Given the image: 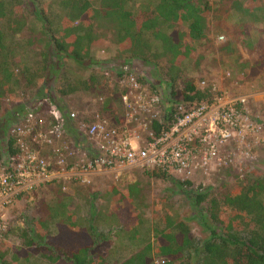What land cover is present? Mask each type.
<instances>
[{
    "label": "trees",
    "instance_id": "obj_1",
    "mask_svg": "<svg viewBox=\"0 0 264 264\" xmlns=\"http://www.w3.org/2000/svg\"><path fill=\"white\" fill-rule=\"evenodd\" d=\"M40 2L31 0L26 4V15L33 18L32 24L27 25L20 15L24 0H0V104L6 95L11 103H16L20 112L30 109L31 104L18 103V97L28 90L35 91L39 75L47 77V81L59 75L61 80L57 92L64 95L70 81L76 82V77H79L76 69H84L86 73L87 69L98 66L101 71L105 70L102 67L105 63L93 59L90 51L105 50L107 44H114L117 54L114 61L122 59L121 64L125 67L128 66V59L145 64L152 62L157 68L159 87L165 89L164 99L167 98L169 105L160 120L161 125L154 123L152 126L157 136L167 129L177 103L188 110L209 102L213 97L209 86L197 87L195 80L188 77L181 66L183 61L192 58L195 45L207 43L210 20L232 28L238 39L247 37L241 43L255 56L248 75L254 76L264 68V39L249 36L252 30L264 35V0H145L136 13L127 9L132 0H95L93 3L90 0H51V5L41 7ZM46 7H49L47 14ZM228 19L236 23L234 27L226 23ZM174 25L185 26L186 29L178 30ZM160 27L166 31H161ZM96 29L102 31L97 32ZM150 40L157 43V50H151ZM231 43L229 41L228 46L221 50L226 53L234 50ZM31 53L32 56L26 58L28 60L14 62L18 56ZM35 58L38 65L34 66L31 62ZM56 67H60V74H56ZM120 73L121 69L115 75ZM92 75L89 81H93ZM83 84L82 88L87 90V84ZM62 87L64 90L60 89ZM46 89L49 91V88ZM39 93L52 100L49 92ZM120 105L118 99L117 106ZM106 112L113 116L108 109ZM120 114L121 111H118ZM121 122L118 117L116 123ZM8 152L14 154L11 140ZM144 175L171 181L166 172L156 168L144 171ZM171 182L176 187L189 185L186 181ZM134 185L124 191L119 189L114 194L109 190V217L105 215V221L114 225L108 228L106 234L124 235L127 243L132 245L129 249L126 247V257L109 263L104 237L93 232L92 226H86L73 209L70 210L67 201H63L60 205L56 203L57 208L40 203L37 211L40 218L29 226L28 231L7 229L5 235L20 241L16 245L14 260L10 262L264 264V177L253 175L237 184L232 183L230 187H220L214 193L203 191L193 195V208L201 203L206 205L204 216L199 220L206 227L208 236L200 243H195L186 219L176 212L172 213L169 208L160 207L155 215L158 224L153 230L152 240L145 237V241L139 244L143 212ZM91 222L93 224V220ZM50 223L55 228L54 234L49 231ZM0 264H9L4 261L1 252Z\"/></svg>",
    "mask_w": 264,
    "mask_h": 264
},
{
    "label": "rangeland",
    "instance_id": "obj_2",
    "mask_svg": "<svg viewBox=\"0 0 264 264\" xmlns=\"http://www.w3.org/2000/svg\"><path fill=\"white\" fill-rule=\"evenodd\" d=\"M30 1L24 0V5L21 4V19L27 25L32 24L33 21V18L26 15L28 13L26 4ZM90 1L93 3L95 0ZM40 3V7L45 4L49 6V4L51 5V0H41ZM144 4L145 0H132V4L127 9H130L132 13H136ZM44 9L45 14H47L49 7ZM226 23L232 25V27L236 24L233 23L232 19H228ZM173 27L178 30L186 29L185 26L180 25H174ZM96 30L97 32L102 31V29ZM160 30L166 31L164 27H160ZM207 34V43L201 46L195 45L192 58L182 62L183 72L188 77H192L196 85L200 81H204L206 86L214 87L215 94L218 93L222 97L232 99L236 103L238 110H242V113L248 118L249 122L261 126L259 137L262 141L255 143L250 138H246L241 144L231 143L224 146L218 155L221 162L220 165L214 162L207 167L205 173L199 171L188 180H181L168 174L171 181H186L189 184H182L180 187H176L170 180L166 181L148 177L140 169H122L117 171H100L83 184H55L48 186V188L45 187V189L36 188L27 193H21V196L14 198L11 204L2 207L1 212L5 217L7 229L9 231L16 229L19 232L21 230L28 231L29 226L40 218L37 212L40 208V203L57 208L56 203L60 205L61 202L67 201L70 210L73 209V212H75L77 217L82 219L86 226H92L93 232L98 236L104 237L105 247H107L105 248V255L108 253V262L114 263L115 260L126 257L127 251L132 245L127 243L124 235H120L119 233L106 234L108 228L114 226L105 221V215L108 216L110 210L109 190L114 194L119 189L124 191L135 184L134 186L137 188L139 194V204L143 212V223L140 227L141 240L139 244L145 241V237L152 240L153 230L157 228L156 224H158L156 216L159 211L157 209L160 207L169 208L172 213L176 212L181 218L187 220L195 243L205 240L208 236V231L206 227L201 225L202 221L199 219H201L206 205L205 203H201L198 207L193 208L191 204L193 195L199 192L203 193V191L214 193L220 187H230L232 183L237 184L243 180L250 179L253 175L264 177V68L254 76L248 75V69L255 60V56L241 43L247 38L246 36L238 39L233 34L232 28L229 29L227 25L222 23L216 24L212 20L209 22ZM249 36L251 38L260 37L264 39V35L258 30H252ZM219 37H222L221 41H217ZM229 41H232L231 45L234 50H231L229 53L223 52L221 50L223 49L222 47L228 46L227 43ZM150 42L152 45L151 50H157V43L152 40ZM106 47L105 50L94 49L90 51L93 59H96L99 63L101 61L105 63L102 66L105 70L101 71L98 66L87 69L86 73L84 69H76L75 71L79 74V77H76V82L70 81L71 84L66 86V94L64 95L57 92L61 80L59 75H54L51 81H47V77L39 75L35 91L28 90L25 94H21L20 98L18 97V103H27L28 105L30 103L31 108L38 107L36 112L42 115L47 111L48 104H55L64 111L71 109L79 114H88L95 109L96 111H101L102 115L108 118L112 126L117 125L116 119L120 116L118 115L120 107L117 106L120 90L117 87V76L115 73L123 65L121 64L122 59L114 61L117 58L115 52L116 46L114 44H107ZM36 48L35 51L37 53L38 49ZM39 51L42 52L41 49ZM33 54L35 55V53ZM21 56H18L14 62L18 63L20 60H28L26 58L32 56V53L27 56ZM31 64H34V66L38 65L37 59L35 58ZM126 64L128 65L127 68L132 70L138 78L146 81L151 88L160 94L163 105L162 109H164L163 114H165L169 109V105L166 101L167 98L164 99L165 89L161 90L159 87V76L156 66L152 62L145 64L130 59L126 60ZM60 67L55 68L58 71H56V74H60ZM71 67L76 68L74 65ZM91 74H93L91 76L93 77V81L88 80ZM83 83L87 84V90L82 88ZM46 88H49V91ZM60 89L64 90V87ZM38 91L49 92L52 100L48 99L46 95H42L44 93L38 94ZM98 97L102 98L101 105L94 103ZM0 106V157H2L5 154L4 147L7 128L9 124L17 120L21 112L18 110L19 108L17 109L16 103H11L10 98L6 95L2 99ZM107 109L113 113L112 117L106 112ZM115 115H118L116 116L117 118ZM73 137V133L69 132L68 140ZM80 143L85 146L82 139ZM67 147L69 148L70 145L67 144ZM111 189H114L115 192ZM208 195L210 196V194ZM92 220L93 224H91ZM49 231L52 234L55 233L52 223L49 224ZM17 244H20V241L16 237L12 240L7 235H4L0 241V252L3 255L4 261L9 264H16V262L10 261L14 260L13 257L16 255L14 252L18 248ZM20 259L16 261L19 262ZM28 264L33 263L29 262Z\"/></svg>",
    "mask_w": 264,
    "mask_h": 264
},
{
    "label": "built area",
    "instance_id": "obj_3",
    "mask_svg": "<svg viewBox=\"0 0 264 264\" xmlns=\"http://www.w3.org/2000/svg\"><path fill=\"white\" fill-rule=\"evenodd\" d=\"M117 84L122 122L115 126L101 111L79 114L55 104H48L43 115L36 112L38 107L25 108L9 124L5 154L0 157V241L7 231L2 207L20 193L62 183L83 184L100 171L122 169L156 168L188 180L214 162L220 165L218 155L224 146L246 138L262 141L261 126L249 122L232 99L215 94L213 86L209 102L188 110L177 103L167 129L155 136L152 126L161 125L164 115L160 94L125 66ZM197 87L207 86L200 81ZM94 103L101 105L102 98ZM69 132L81 138L86 149L76 145V138L68 140ZM10 140L14 154L8 152Z\"/></svg>",
    "mask_w": 264,
    "mask_h": 264
},
{
    "label": "crops",
    "instance_id": "obj_4",
    "mask_svg": "<svg viewBox=\"0 0 264 264\" xmlns=\"http://www.w3.org/2000/svg\"><path fill=\"white\" fill-rule=\"evenodd\" d=\"M42 94V93H41ZM43 95V94H42ZM35 105V104H34ZM33 105V106H34ZM73 138H76V140H77V142H76V145H79V147H81L82 149H86V147L82 144L81 145V143H80V140H81V138H78L75 134H73Z\"/></svg>",
    "mask_w": 264,
    "mask_h": 264
}]
</instances>
